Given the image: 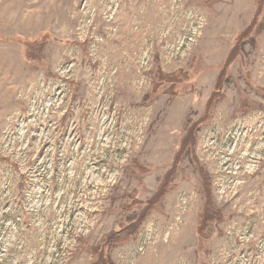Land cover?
<instances>
[{
  "label": "rangeland",
  "instance_id": "obj_1",
  "mask_svg": "<svg viewBox=\"0 0 264 264\" xmlns=\"http://www.w3.org/2000/svg\"><path fill=\"white\" fill-rule=\"evenodd\" d=\"M98 255L264 264V0H0V264Z\"/></svg>",
  "mask_w": 264,
  "mask_h": 264
},
{
  "label": "trees",
  "instance_id": "obj_2",
  "mask_svg": "<svg viewBox=\"0 0 264 264\" xmlns=\"http://www.w3.org/2000/svg\"><path fill=\"white\" fill-rule=\"evenodd\" d=\"M205 173V172H204ZM169 180V177H164L163 182L161 183V185L159 186L158 192L160 194V196H162L165 192H167V187L169 186L167 184V181ZM208 180L205 181L204 186H203V192H204V199H205V204H210L211 200H210V184ZM159 197L154 198V202L157 201ZM153 207V206H152ZM152 207H147L142 213L141 215L133 222L128 223L127 225L121 227L119 230H114L112 232H110L109 234H107L104 237V242L103 245H107V246H114L117 245L119 243H122L124 241H126L127 239H129L133 234H135V232H137L140 223L144 220L145 216L147 215V212L149 209H151ZM204 211H205V207H204ZM204 214H207L204 212ZM209 216L206 217V219L211 218L213 219V213L212 214H208ZM201 226L203 227V224H201ZM200 228V226H199ZM93 248H97V247H93ZM93 252L96 253V251H94V249H91ZM91 264H112L111 261L108 260H104L100 257V255H98V257L91 263Z\"/></svg>",
  "mask_w": 264,
  "mask_h": 264
}]
</instances>
